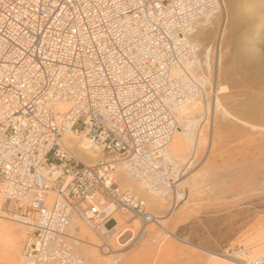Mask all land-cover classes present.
Listing matches in <instances>:
<instances>
[{
    "label": "built area",
    "instance_id": "1",
    "mask_svg": "<svg viewBox=\"0 0 264 264\" xmlns=\"http://www.w3.org/2000/svg\"><path fill=\"white\" fill-rule=\"evenodd\" d=\"M223 10L221 0H0V203L25 228L27 261L86 264L77 223L103 256L135 237L118 213L153 224L120 170L150 194L181 191L164 155L178 130L172 102L207 84L172 70L198 56L189 26ZM69 132L102 159H77Z\"/></svg>",
    "mask_w": 264,
    "mask_h": 264
},
{
    "label": "rangeland",
    "instance_id": "2",
    "mask_svg": "<svg viewBox=\"0 0 264 264\" xmlns=\"http://www.w3.org/2000/svg\"><path fill=\"white\" fill-rule=\"evenodd\" d=\"M225 2L226 17H213L199 35H190L199 46L197 74L207 77L208 83L197 101L201 116L193 141L178 158L166 154L180 172L182 196L178 200L175 194L158 196L166 206L176 201L171 213L156 208L151 199L157 195L120 170L121 186L145 200L146 211L159 217L158 222L146 225L118 213L119 226L129 228L135 237L118 258L101 255L94 245H82L86 264H233L229 261L234 257L257 260L247 252L264 255V0ZM207 50L210 68L205 65ZM215 94L229 114L219 110L213 119ZM212 130L215 139H209ZM3 224L13 226L18 243L8 250L7 239L0 236V264H29L22 250L25 228L12 221L8 206L0 203V227ZM130 237L127 233L123 242ZM89 251L94 253L92 262Z\"/></svg>",
    "mask_w": 264,
    "mask_h": 264
},
{
    "label": "bare ground",
    "instance_id": "3",
    "mask_svg": "<svg viewBox=\"0 0 264 264\" xmlns=\"http://www.w3.org/2000/svg\"><path fill=\"white\" fill-rule=\"evenodd\" d=\"M223 5H224V10L220 13H218L217 15H205L199 19H197L196 21H194L188 28L187 30V38L188 40L193 43L199 50V46L194 43L193 40L190 39V35L192 34H196L199 35L200 34V29L205 27V25L211 20V18L213 17H218V16H227V6H226V2L225 0H221ZM243 1V0H242ZM250 1V0H249ZM238 2V0H237ZM245 2V1H244ZM235 3V2H234ZM247 3V2H246ZM232 4V3H231ZM237 6V4H236ZM234 7V11H239L238 7ZM233 9V8H232ZM233 12V11H232ZM255 12V11H254ZM242 13V12H241ZM242 15V14H241ZM236 16V15H235ZM237 17V16H236ZM212 21V20H211ZM226 23V22H225ZM225 29V28H224ZM195 30L193 33H191V31ZM191 35V37H192ZM195 35V36H196ZM198 40V39H197ZM264 42V41H263ZM222 45V35L221 38L219 40L218 43H216V47L219 48V46L221 47ZM228 46V45H227ZM212 47H210L211 50ZM209 49V48H208ZM221 49V48H220ZM219 49V50H220ZM209 50V51H210ZM213 50V49H212ZM246 50V49H245ZM213 52V51H212ZM220 52V51H219ZM257 53V52H256ZM204 54V53H203ZM206 60H205V65L210 68L207 57H208V50L206 52ZM222 54V53H221ZM258 54V53H257ZM220 55V54H219ZM213 56V55H212ZM204 58V57H203ZM231 58V57H230ZM220 59V58H219ZM220 62V61H219ZM200 65V61L198 60V58L196 56H193L192 58H189L185 61H183L179 66L175 67L172 70V73L174 76L180 77L182 75H188V76H192V77H196V74L198 73V68ZM205 69V68H204ZM208 72V71H207ZM198 75V74H197ZM204 81L206 82V84L208 83L207 77L204 79ZM216 92V91H215ZM217 94H215L214 99L212 100L211 103V110H212V115H213V119L215 117V113L217 111H223V113L225 114H229L227 111V113L223 110L224 108H222L221 102L219 103L218 98L216 97ZM200 98V97H199ZM198 98V99H199ZM198 99L195 100H191L190 102H187L186 104L182 105V106H178L176 105L174 102H172V106H173V111L175 112L177 121H178V130L176 131L172 141L170 142V144L167 146V148L164 151V155L165 157L168 159V156L171 157H175L178 158L179 156L182 155V153L185 151V149L187 148V146H189V144H191V142L193 141V136L195 134L196 128H197V124L200 121V117L201 116L199 114L200 111V103L197 102ZM210 99V98H209ZM198 116V117H197ZM230 116V115H229ZM220 117V116H219ZM224 117V116H222ZM221 118V117H220ZM231 120V119H230ZM229 121V120H228ZM183 122V123H181ZM212 124V123H211ZM234 126V125H233ZM260 127V126H259ZM256 129V128H255ZM234 131V130H233ZM259 132V131H258ZM253 134V133H252ZM259 134V133H258ZM261 134V133H260ZM263 134V133H262ZM201 135V134H200ZM248 135V134H247ZM240 136V135H239ZM201 137V136H200ZM214 134H213V130L212 133L210 132V138L213 139ZM76 138V139H75ZM208 137H203L202 139L206 142L208 141L207 139ZM215 139V137H214ZM262 139V138H261ZM66 145L68 146V148L71 150V152L73 153V155H75L80 161L85 162V164L88 165H94L96 164L98 161H100L99 159L102 158L101 154H92V153H88L87 149L89 148V142L85 137H79L77 136L74 132H69L65 139H64ZM213 143L214 140H210ZM217 142V141H216ZM206 144V143H205ZM216 145V144H215ZM215 149V148H214ZM167 151V152H166ZM166 154L168 156H166ZM251 156V155H250ZM169 160V159H168ZM122 171V170H121ZM120 181L121 177L120 174L118 173ZM126 179V178H125ZM123 178V180H125ZM126 181V180H125ZM125 183V182H124ZM140 188V187H139ZM182 196V194H180L179 192L175 193V200H178L180 197ZM154 197V196H152ZM152 201H154V204L156 205V208H159L161 210H166L169 211L170 213L173 211V208L175 207V202L173 203V206H166V203L163 199V197H158L156 196L155 198L151 199ZM150 200V201H151ZM2 204V203H1ZM3 206V205H2ZM152 206V204H151ZM152 218L150 219L149 222H154L157 223L158 222V218L159 217H155L152 214ZM85 226V225H84ZM84 226L81 225V223H77L76 226H74L73 229L75 230H79L80 233L82 234L83 238L88 240V245H93L96 246L97 248L100 245H97L94 243V237H92L93 235L89 233V231H87V227L85 228ZM127 230V232L131 231L129 228H125ZM132 232V231H131ZM134 233V232H133ZM0 236H3L7 239L6 245L8 246V250H14L16 249L17 246V237H16V230L13 228V226L9 225V224H3L0 227ZM100 240V239H99ZM264 240V239H263ZM98 242V241H97ZM100 242V241H99ZM263 242V241H262ZM91 247V246H90ZM91 247V248H92ZM264 251V250H263ZM260 253L262 254L263 252H257L256 254V250H254V253H245V255H253L254 254V258L257 255V260H253L251 259V261H246L245 259H237L236 257L231 258L232 260L229 261L233 264H255L256 262H260L261 264H264V255H260ZM259 254V255H258ZM87 255L89 256V259L94 257V253L89 251L87 252ZM121 255V254H120ZM120 255H117L116 258H118ZM91 260V259H90ZM91 260V262H92ZM94 261V260H93ZM29 262V261H28ZM95 263V262H94ZM93 263V264H94ZM29 264H31L29 262Z\"/></svg>",
    "mask_w": 264,
    "mask_h": 264
}]
</instances>
